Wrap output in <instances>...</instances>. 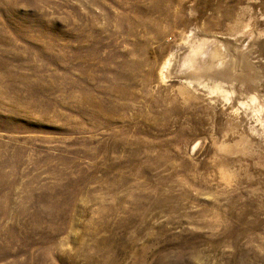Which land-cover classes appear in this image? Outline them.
<instances>
[{
  "label": "rangeland",
  "instance_id": "1",
  "mask_svg": "<svg viewBox=\"0 0 264 264\" xmlns=\"http://www.w3.org/2000/svg\"><path fill=\"white\" fill-rule=\"evenodd\" d=\"M0 264H264V0H0Z\"/></svg>",
  "mask_w": 264,
  "mask_h": 264
}]
</instances>
